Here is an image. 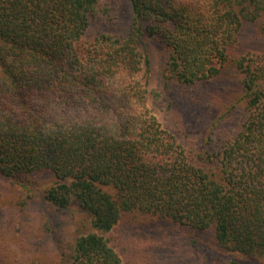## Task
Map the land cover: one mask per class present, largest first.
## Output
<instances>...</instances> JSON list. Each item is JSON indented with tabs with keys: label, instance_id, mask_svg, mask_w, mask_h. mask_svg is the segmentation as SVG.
<instances>
[{
	"label": "trees",
	"instance_id": "1",
	"mask_svg": "<svg viewBox=\"0 0 264 264\" xmlns=\"http://www.w3.org/2000/svg\"><path fill=\"white\" fill-rule=\"evenodd\" d=\"M129 3L126 29L87 40L101 0H0V177L48 175L44 202L88 214L94 231L59 264H122L107 235L131 212L213 229L225 249L264 258V53L234 55L263 0ZM154 38L177 83L216 79L229 64L241 73V112L231 106L196 147L148 107L140 45Z\"/></svg>",
	"mask_w": 264,
	"mask_h": 264
},
{
	"label": "rangeland",
	"instance_id": "2",
	"mask_svg": "<svg viewBox=\"0 0 264 264\" xmlns=\"http://www.w3.org/2000/svg\"><path fill=\"white\" fill-rule=\"evenodd\" d=\"M101 2L87 40L96 32L118 34L132 22L129 0ZM104 9L108 15L102 13ZM140 47L150 61L145 69L148 107L187 149L209 137L212 122L231 106L235 113L241 112V73L234 64L216 79L188 86L167 77L169 51L160 38L146 39ZM247 52L264 53V9L258 22H244L239 32L234 55ZM49 184L48 175L26 181L0 177V264H59L80 236L94 231L79 204L59 210L44 202ZM107 238L122 264H230L233 260L264 264V258L247 259L219 245L213 229L200 231L140 212L123 214Z\"/></svg>",
	"mask_w": 264,
	"mask_h": 264
}]
</instances>
